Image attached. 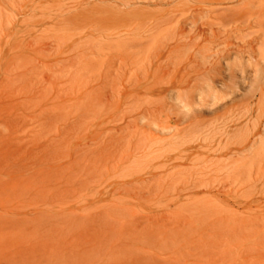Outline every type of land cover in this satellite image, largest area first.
Returning <instances> with one entry per match:
<instances>
[{
    "label": "rangeland",
    "instance_id": "1",
    "mask_svg": "<svg viewBox=\"0 0 264 264\" xmlns=\"http://www.w3.org/2000/svg\"><path fill=\"white\" fill-rule=\"evenodd\" d=\"M176 5L0 0V264H264V67L200 101L227 37Z\"/></svg>",
    "mask_w": 264,
    "mask_h": 264
},
{
    "label": "bare ground",
    "instance_id": "2",
    "mask_svg": "<svg viewBox=\"0 0 264 264\" xmlns=\"http://www.w3.org/2000/svg\"><path fill=\"white\" fill-rule=\"evenodd\" d=\"M146 1L151 5L182 4L164 12L151 13L154 25L178 29L188 27L191 31L209 30L213 36L216 30L227 37L220 41L222 44L218 45L219 47L212 43L217 49L213 48L216 53L206 62L203 70L207 74V88L205 95L203 91L199 90V94L197 91V98L200 101L212 100L225 108L229 101L233 103L239 97L248 99L257 95L259 71L264 67L260 59L262 56L258 58L260 54L258 48H264V0H191L192 3L187 6H183L185 4L181 3V0ZM233 36L240 42L235 43L231 39ZM259 94L262 101L264 84H261Z\"/></svg>",
    "mask_w": 264,
    "mask_h": 264
}]
</instances>
